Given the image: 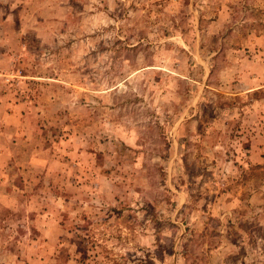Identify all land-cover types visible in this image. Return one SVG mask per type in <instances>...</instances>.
Listing matches in <instances>:
<instances>
[{"label":"rangeland","instance_id":"obj_1","mask_svg":"<svg viewBox=\"0 0 264 264\" xmlns=\"http://www.w3.org/2000/svg\"><path fill=\"white\" fill-rule=\"evenodd\" d=\"M0 264H264V0H0Z\"/></svg>","mask_w":264,"mask_h":264}]
</instances>
